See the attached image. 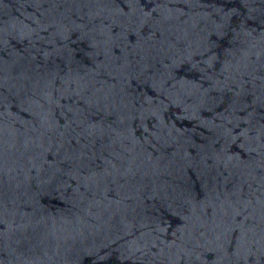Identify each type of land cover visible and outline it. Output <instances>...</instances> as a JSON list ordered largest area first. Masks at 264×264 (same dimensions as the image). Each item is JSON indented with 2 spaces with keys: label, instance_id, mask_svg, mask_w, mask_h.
Listing matches in <instances>:
<instances>
[{
  "label": "water",
  "instance_id": "obj_1",
  "mask_svg": "<svg viewBox=\"0 0 264 264\" xmlns=\"http://www.w3.org/2000/svg\"><path fill=\"white\" fill-rule=\"evenodd\" d=\"M0 264H264V0H0Z\"/></svg>",
  "mask_w": 264,
  "mask_h": 264
}]
</instances>
